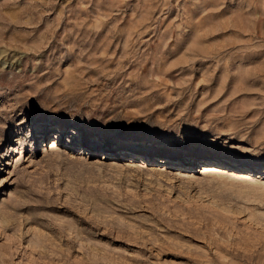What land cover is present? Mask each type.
<instances>
[{
  "label": "rangeland",
  "instance_id": "1",
  "mask_svg": "<svg viewBox=\"0 0 264 264\" xmlns=\"http://www.w3.org/2000/svg\"><path fill=\"white\" fill-rule=\"evenodd\" d=\"M0 264H264V0H0Z\"/></svg>",
  "mask_w": 264,
  "mask_h": 264
},
{
  "label": "bare ground",
  "instance_id": "2",
  "mask_svg": "<svg viewBox=\"0 0 264 264\" xmlns=\"http://www.w3.org/2000/svg\"><path fill=\"white\" fill-rule=\"evenodd\" d=\"M97 143H99V142H92L93 145H99V144H97Z\"/></svg>",
  "mask_w": 264,
  "mask_h": 264
}]
</instances>
